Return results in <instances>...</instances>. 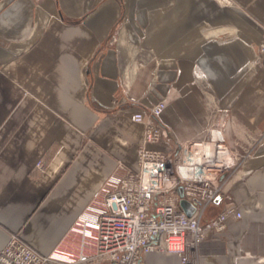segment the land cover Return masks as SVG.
I'll return each mask as SVG.
<instances>
[{"label": "crops", "instance_id": "1", "mask_svg": "<svg viewBox=\"0 0 264 264\" xmlns=\"http://www.w3.org/2000/svg\"><path fill=\"white\" fill-rule=\"evenodd\" d=\"M230 2L0 0V249L18 234L39 253L73 254L68 229L102 181L118 162L137 170L131 113L167 90L150 149L172 156L203 138L214 99L230 149L262 137L240 166L251 173L230 185L241 219H227L225 238L204 233L199 264H264V59L252 64L264 0ZM224 206L217 197L205 219ZM144 264L180 260L154 252Z\"/></svg>", "mask_w": 264, "mask_h": 264}, {"label": "built area", "instance_id": "2", "mask_svg": "<svg viewBox=\"0 0 264 264\" xmlns=\"http://www.w3.org/2000/svg\"><path fill=\"white\" fill-rule=\"evenodd\" d=\"M219 1L223 5L231 3ZM115 53L119 62H126L119 49ZM263 59L264 37L252 64L260 65ZM193 74L198 79L204 78L197 67ZM121 87L128 97L126 87ZM166 94L167 90L131 113V121L141 127L137 170L118 162L102 181L68 229L79 237L73 254L61 253L58 245L42 254L18 234H12L0 249V264H49L61 260L144 264V257L154 252L177 255L180 264H199L204 233L210 231L216 237H226L227 219L236 222L241 219L230 185L251 173H241L240 166L251 157L261 136L241 149H230L223 131L228 109L217 108L218 100L214 99L210 106L214 122L203 138L180 142L172 156L150 149L148 146L159 143L164 135L160 117L167 107ZM179 189L182 198L194 205L190 217L179 206ZM217 197H221L225 206L206 220L205 211Z\"/></svg>", "mask_w": 264, "mask_h": 264}, {"label": "water", "instance_id": "3", "mask_svg": "<svg viewBox=\"0 0 264 264\" xmlns=\"http://www.w3.org/2000/svg\"><path fill=\"white\" fill-rule=\"evenodd\" d=\"M179 194H180V198H181L180 201H179V206L182 209V211L188 217H190L195 211L194 205L191 202H189V201H187V200L182 198L183 195H182V190L181 189H179Z\"/></svg>", "mask_w": 264, "mask_h": 264}, {"label": "rangeland", "instance_id": "4", "mask_svg": "<svg viewBox=\"0 0 264 264\" xmlns=\"http://www.w3.org/2000/svg\"><path fill=\"white\" fill-rule=\"evenodd\" d=\"M203 105H204V109H206V97L204 96H203ZM261 140H262V137L260 138L257 144H259Z\"/></svg>", "mask_w": 264, "mask_h": 264}, {"label": "bare ground", "instance_id": "5", "mask_svg": "<svg viewBox=\"0 0 264 264\" xmlns=\"http://www.w3.org/2000/svg\"><path fill=\"white\" fill-rule=\"evenodd\" d=\"M251 65H252V64H251ZM201 138H202V137H201ZM239 180H241V179H239ZM239 180H238V181H239Z\"/></svg>", "mask_w": 264, "mask_h": 264}]
</instances>
